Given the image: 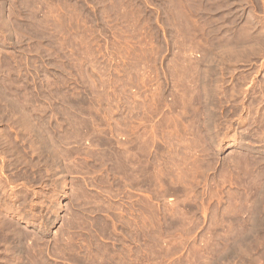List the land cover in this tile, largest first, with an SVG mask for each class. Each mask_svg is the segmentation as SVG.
I'll use <instances>...</instances> for the list:
<instances>
[{
  "label": "rangeland",
  "instance_id": "1",
  "mask_svg": "<svg viewBox=\"0 0 264 264\" xmlns=\"http://www.w3.org/2000/svg\"><path fill=\"white\" fill-rule=\"evenodd\" d=\"M263 95L264 0H0V264H264Z\"/></svg>",
  "mask_w": 264,
  "mask_h": 264
},
{
  "label": "bare ground",
  "instance_id": "2",
  "mask_svg": "<svg viewBox=\"0 0 264 264\" xmlns=\"http://www.w3.org/2000/svg\"><path fill=\"white\" fill-rule=\"evenodd\" d=\"M209 63V62H208ZM148 64V63H147ZM215 65V64H214ZM144 66V65H143ZM209 66V65H208ZM191 67V66H190ZM214 67V66H213ZM144 68H145V66H144ZM150 68V67H149ZM198 68V67H197ZM181 69V68H180ZM184 69V68H183ZM217 69V68H216ZM179 70V69H178ZM206 70L208 71V69L206 68ZM215 70V69H214ZM146 72H147V70H146ZM201 73V72H200ZM148 74V73H147ZM208 74H210V73H208ZM217 74V73H216ZM201 76L200 74H197V76ZM220 75H221V73H220ZM220 75H217V76H219L220 77ZM196 76V75H195ZM210 76H211V74H210ZM148 77H149V75H148ZM208 77V76H207ZM217 78V77H216ZM222 78V77H221ZM188 79V78H187ZM193 80V79H192ZM196 80V79H195ZM199 80V79H198ZM198 80H197V82H198ZM212 81H213V79H212ZM186 82V81H185ZM202 82H203V80H202ZM217 82V81H216ZM193 83V82H192ZM180 84V83H179ZM184 84V83H183ZM190 84V83H189ZM194 84V83H193ZM212 84V83H211ZM187 85H188V83H187ZM197 85H198V83H197ZM182 86V85H181ZM217 86V85H216ZM177 87V86H176ZM195 87H196V85H195ZM236 88H237V86H236ZM187 89V88H186ZM175 90V89H174ZM211 90L213 91V89L211 88ZM210 90V91H211ZM218 90H220V89H218ZM222 90V89H221ZM191 91H192V89H191ZM197 91V90H196ZM195 91V92H196ZM201 91V90H200ZM209 91V92H210ZM229 91V90H228ZM202 92H203V90H202ZM207 92V91H206ZM233 92V91H232ZM239 92V91H238ZM242 92V91H241ZM240 92V93H241ZM185 93V92H184ZM211 93L212 92H210V95H211ZM216 93V92H215ZM196 94V93H195ZM197 94L199 95V93L197 92ZM196 94V95H197ZM228 94V93H227ZM186 95V94H185ZM203 96V95H202ZM264 96V95H263ZM159 97V96H158ZM165 97V96H164ZM221 97V96H220ZM233 97V96H232ZM232 97H231V99H232ZM175 98V97H174ZM188 99V98H187ZM222 99V98H221ZM206 100H207V98H206ZM208 100H210V99H208ZM214 101V100H213ZM218 101V100H217ZM233 101V100H232ZM168 102V101H167ZM180 102V101H179ZM195 102V101H194ZM237 102V101H236ZM158 104V103H157ZM205 104V103H204ZM208 104V103H207ZM176 105V104H175ZM213 105H214V103H213ZM210 106V105H209ZM213 107V106H212ZM187 108H189V107H187ZM215 108V107H214ZM23 109V108H22ZM213 109V108H212ZM21 110V109H20ZM204 110V109H203ZM214 110V109H213ZM253 110V109H252ZM15 111V110H14ZM150 111V110H149ZM174 111V110H173ZM225 111V110H224ZM145 112V111H144ZM216 112V111H215ZM221 112V111H220ZM25 113V112H24ZM32 113V112H31ZM169 113V112H168ZM236 113H237V111H236ZM37 114V113H36ZM141 114V113H140ZM139 114V115H140ZM153 114V113H152ZM234 114H235V112H234ZM233 114V115H234ZM16 115V114H15ZM148 115V114H147ZM41 116V115H40ZM70 116V115H69ZM204 116V115H203ZM242 116V115H241ZM5 117V116H4ZM136 117H137V115H136ZM142 117H143V115H142ZM171 117H172V115H171ZM176 117V116H175ZM191 117V116H190ZM196 118V117H195ZM144 119V118H143ZM173 119V118H172ZM176 119V118H175ZM192 119V118H191ZM227 119V118H226ZM238 119V118H237ZM42 120V119H41ZM159 120V119H158ZM165 120H166V118H165ZM222 120V119H221ZM31 121V120H30ZM213 121V120H212ZM228 121V120H227ZM33 122V121H32ZM174 122H175V120H174ZM201 122V121H200ZM214 122V121H213ZM216 122V121H215ZM242 122V121H241ZM144 123V122H143ZM188 123V122H187ZM194 122H192V124H193ZM210 123H211V121H210ZM226 123V122H225ZM15 124V123H14ZM25 124V123H24ZM34 124V123H33ZM9 125V124H8ZM29 125V124H28ZM179 125V124H178ZM218 125V124H217ZM220 125V124H219ZM23 126V125H22ZM32 126H34V125H32ZM82 126V125H81ZM189 126V125H188ZM192 126V125H191ZM194 126H195V124H194ZM251 126V125H250ZM37 127V126H36ZM180 127H181V125H180ZM186 127V126H185ZM34 128V127H33ZM193 128V127H192ZM226 128H228V127H226ZM230 128V127H229ZM30 129V128H29ZM173 129V128H172ZM62 130V129H61ZM133 130V129H132ZM132 130H131V132H132ZM194 130H195V127H194ZM213 130V129H212ZM16 131V130H15ZM129 131V130H128ZM185 131V130H184ZM82 132V131H81ZM170 132V131H169ZM209 132V131H208ZM56 133V132H55ZM72 133V132H71ZM168 133V132H167ZM220 133V132H219ZM6 134V133H5ZM37 134H38V132H37ZM133 134V133H132ZM150 134H152V133H150ZM181 134H182V132H181ZM232 134V133H231ZM127 135V134H126ZM136 135V134H135ZM179 135V134H178ZM197 135V134H196ZM12 136V135H11ZM86 136V135H85ZM182 136V135H181ZM185 136V135H184ZM189 136V135H188ZM206 136H207V134H206ZM8 137V136H7ZM82 137V136H81ZM145 138V137H144ZM129 139V138H128ZM191 139V138H190ZM154 140V139H153ZM185 140V139H184ZM189 141V140H188ZM2 142V141H1ZM178 142V141H177ZM75 143H76V141H75ZM104 143V142H103ZM190 143V142H189ZM102 144V143H101ZM106 144V143H105ZM184 144V143H183ZM142 145V144H141ZM205 146V145H204ZM179 147V146H178ZM187 147V146H186ZM188 148V147H187ZM173 149V148H172ZM179 149V148H178ZM132 150V149H131ZM188 151V150H187ZM135 152V151H134ZM6 153V152H5ZM87 153V152H86ZM183 153V152H182ZM185 154V153H184ZM136 155V154H135ZM3 156V155H2ZM92 156V155H91ZM186 156V155H185ZM73 157V156H72ZM141 157H143L142 156V154H141ZM181 157H182V155H181ZM70 159V158H69ZM154 159V158H153ZM187 158H185L184 160H186ZM156 160V159H155ZM71 161V160H70ZM182 161V160H181ZM77 162V161H76ZM86 162V161H85ZM144 162V161H143ZM173 162V161H172ZM122 163H124L123 161H122ZM131 163V162H130ZM136 163V162H135ZM184 163V162H183ZM141 164V163H140ZM177 164V163H176ZM182 164V163H181ZM74 165V164H73ZM122 165V164H121ZM120 165V166H121ZM124 165V164H123ZM127 165H128V162H127ZM143 165V164H142ZM168 165V164H167ZM167 165H166V167H167ZM186 165V164H185ZM125 166V165H124ZM123 166V167H124ZM172 166V165H171ZM127 167V166H126ZM133 167V166H132ZM140 167V166H139ZM144 167H145V162H144ZM143 167V168H144ZM148 167H149V165H148ZM151 168V167H150ZM186 168V167H185ZM79 169V168H78ZM128 169V168H127ZM182 169H183V166H182ZM141 170V169H140ZM147 170H148V168H147ZM177 170V169H176ZM144 171V170H143ZM187 171V170H186ZM133 172V171H132ZM152 172H154V171H152ZM88 175V174H87ZM173 175V174H172ZM85 176V175H84ZM163 176V175H162ZM165 176V175H164ZM3 178V177H2ZM134 179V178H133ZM181 179V178H180ZM62 180V179H61ZM66 180V179H65ZM129 180H130V178H129ZM75 181V180H74ZM164 181V180H163ZM162 181V182H163ZM171 181V180H170ZM166 182V181H165ZM177 182V181H176ZM72 183V182H71ZM80 183V182H79ZM131 183H132V181H131ZM151 183V182H150ZM133 184H134V182H133ZM154 185H155V183H153ZM157 184H158V182H157ZM168 184V183H167ZM135 187H136V185H135ZM129 188V187H128ZM145 189V188H144ZM142 191V190H141ZM23 192V191H22ZM55 194V193H54ZM176 195H177V193H175ZM74 196V195H73ZM136 196V195H135ZM137 198V197H136ZM264 198V197H263ZM6 199V198H5ZM133 199V198H132ZM142 199V198H141ZM51 201V200H50ZM56 202V201H55ZM75 202V201H74ZM41 203V202H40ZM138 205V204H137ZM89 207V206H88ZM47 208V207H46ZM47 210V209H46ZM260 211V210H259ZM71 212V211H70ZM69 213V212H68ZM73 213V212H72ZM78 213V212H77ZM261 213V212H260ZM76 214V213H75ZM94 215V214H93ZM72 216V215H71ZM79 216V215H78ZM141 216V215H140ZM260 216V215H259ZM256 217V216H255ZM7 218V217H6ZM75 218V217H74ZM101 218V217H100ZM150 218H151V216H150ZM120 219V218H119ZM78 220V219H77ZM65 221V220H64ZM84 221V220H83ZM10 222V221H9ZM10 224V223H9ZM130 226V225H129ZM128 226V227H129ZM6 227H8V226H6ZM65 227V226H64ZM140 227V226H139ZM117 229V228H116ZM137 230V229H136ZM10 231V230H9ZM98 231V230H97ZM132 231V230H131ZM13 232V231H12ZM38 232V231H37ZM144 233V232H143ZM76 234H77V232H76ZM126 234V233H125ZM83 235V234H82ZM135 235V234H134ZM57 236H58V234H57ZM89 238V237H88ZM143 238V237H142ZM76 241V240H75ZM80 241V240H79ZM124 241H125V239H124ZM63 242V241H62ZM103 242V241H102ZM27 243V242H26ZM73 243V242H72ZM126 243V242H125ZM9 244V243H8ZM139 244V243H138ZM98 245V244H97ZM80 247V246H79ZM67 248V247H66ZM142 250V249H141ZM8 251V250H7ZM124 253V252H123ZM128 253V252H127ZM85 254V253H84ZM96 254H97V252H96ZM8 256V255H7ZM77 256V255H76ZM96 256V255H95ZM86 257V256H85ZM110 258V257H109ZM14 259V258H13ZM82 259V258H81ZM47 262V261H46Z\"/></svg>",
  "mask_w": 264,
  "mask_h": 264
}]
</instances>
